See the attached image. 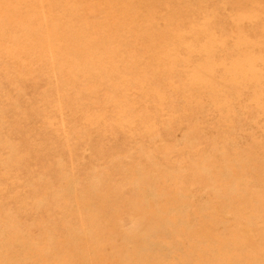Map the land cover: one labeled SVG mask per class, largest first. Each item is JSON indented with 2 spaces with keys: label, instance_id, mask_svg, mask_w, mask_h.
Returning a JSON list of instances; mask_svg holds the SVG:
<instances>
[{
  "label": "rangeland",
  "instance_id": "1",
  "mask_svg": "<svg viewBox=\"0 0 264 264\" xmlns=\"http://www.w3.org/2000/svg\"><path fill=\"white\" fill-rule=\"evenodd\" d=\"M0 264H264V0H0Z\"/></svg>",
  "mask_w": 264,
  "mask_h": 264
}]
</instances>
